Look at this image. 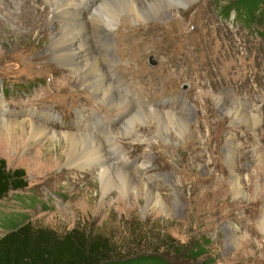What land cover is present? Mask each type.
Returning a JSON list of instances; mask_svg holds the SVG:
<instances>
[{"label": "rangeland", "instance_id": "1", "mask_svg": "<svg viewBox=\"0 0 264 264\" xmlns=\"http://www.w3.org/2000/svg\"><path fill=\"white\" fill-rule=\"evenodd\" d=\"M231 2L173 5L161 8V19L144 23L127 9H103L118 18L112 27L100 25L99 17L94 24L107 34L102 39L113 58L108 79L139 108L180 115L184 125L162 115L167 127L161 133L167 131L169 142L156 134L154 117L141 119L133 136L118 137L117 165L136 183L124 192L115 176L105 196L97 173L67 164L60 137L36 139L27 124L0 125V159L6 169L23 171L26 189L41 203L28 208L6 198L0 212L25 214L32 230L74 229L103 240L100 251L108 258L155 254L175 264H264V8L247 20L226 13ZM31 22L22 18L17 35L15 26L0 22L6 117L22 121L29 112L44 114L46 128L61 134L75 132L82 113L90 134L92 118L102 131L115 110L96 101L75 73L46 52L61 23L44 26L38 37ZM225 106L253 118H233ZM193 244L204 249L193 260L176 248L166 250L171 245L186 252Z\"/></svg>", "mask_w": 264, "mask_h": 264}, {"label": "bare ground", "instance_id": "2", "mask_svg": "<svg viewBox=\"0 0 264 264\" xmlns=\"http://www.w3.org/2000/svg\"><path fill=\"white\" fill-rule=\"evenodd\" d=\"M87 1L0 0V22L15 26L17 35L20 33L18 27L22 23V18L30 17L34 21V23H30L33 26L30 29H33L38 37L45 27L61 23L60 32L50 35V45L46 52L60 66L75 73L78 76V83L86 90H89L96 101L105 103L108 108L115 110L116 114L110 119V125L103 127V130L99 131L101 130L100 125L92 118L91 122H93L95 131L94 134H90L88 132L89 129L86 128L89 119L80 113L78 114L77 122L79 123L76 124L75 132L57 134L46 128L47 118L44 114L29 112L22 121L6 117L7 113H5V106L1 99L0 125L15 127L27 124L31 138L60 137L67 147L65 154L67 164L77 170L97 173L101 184V194L105 196L107 181L113 180L115 176L119 178L124 192L127 191L128 187L133 189L136 183L126 174L128 173L126 168L124 169L123 166L119 167L117 165L118 157L122 154L115 146L118 137L133 136L135 134V125L141 123V119L150 121L154 117L155 120L152 122L155 125L156 134L161 139L169 142L167 131L165 130V133H161L162 128L167 127L162 115H165L170 122L177 124V127L180 126L178 122L184 125V120L177 114H163L154 109H141L138 107V103L129 101L127 96L117 91V88L107 77V70L111 68V60H113L109 55L108 39H102L107 37V34L99 31L97 29L99 26H95L96 17H99L100 25L112 27L116 25L118 18L115 17V14H113V17H110L111 14L103 15L101 11L107 8L111 12L127 9L133 20L144 23L151 19L153 21L161 19L165 15L159 13L161 8L169 9L173 5L175 7L176 5H186L195 0H90L89 4H87ZM184 1L188 2L184 3ZM38 2H42L41 8H38ZM40 26L43 27L41 31L39 29ZM120 108H127V113L124 114ZM224 111H228L227 113L231 114L233 118L240 119L245 123H248L253 118V115L244 114L241 110L230 106H225ZM84 121H86V124L83 123ZM112 130H114V135L110 137ZM137 170H139L138 167L132 171L137 173ZM153 184L154 182L150 181V185ZM144 187L146 186L144 185ZM150 188H147V190ZM231 188L234 194L237 195L240 187L235 181L231 184ZM116 202L119 203L118 200Z\"/></svg>", "mask_w": 264, "mask_h": 264}, {"label": "trees", "instance_id": "3", "mask_svg": "<svg viewBox=\"0 0 264 264\" xmlns=\"http://www.w3.org/2000/svg\"><path fill=\"white\" fill-rule=\"evenodd\" d=\"M230 1V9L226 13L232 10L247 20L263 13L264 0ZM26 187L23 171L6 169L0 159V201L9 198L17 205L28 208L40 205V197ZM0 228L4 232L0 236V264H175L155 254L108 258L100 251L104 246L103 240H89L88 236L74 229L64 233L45 227L32 230L23 213L0 212ZM170 248L183 252V259L186 260L204 254V249L198 244H193L186 252L181 246L166 245V250Z\"/></svg>", "mask_w": 264, "mask_h": 264}, {"label": "water", "instance_id": "4", "mask_svg": "<svg viewBox=\"0 0 264 264\" xmlns=\"http://www.w3.org/2000/svg\"><path fill=\"white\" fill-rule=\"evenodd\" d=\"M147 63H148L150 66H153V65H154V63H152V62H151V63H149V62H148V60H147ZM181 88H182V89H185V87H183V85H182V87H181Z\"/></svg>", "mask_w": 264, "mask_h": 264}]
</instances>
